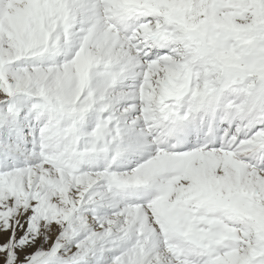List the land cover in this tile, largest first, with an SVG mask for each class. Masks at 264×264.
<instances>
[{"label": "snow or ice", "instance_id": "6c2138e0", "mask_svg": "<svg viewBox=\"0 0 264 264\" xmlns=\"http://www.w3.org/2000/svg\"><path fill=\"white\" fill-rule=\"evenodd\" d=\"M0 264H264V0H0Z\"/></svg>", "mask_w": 264, "mask_h": 264}]
</instances>
